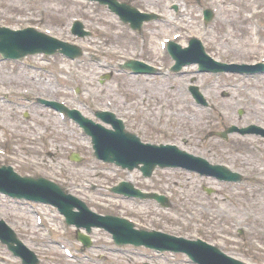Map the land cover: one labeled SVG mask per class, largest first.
Segmentation results:
<instances>
[{"label": "rangeland", "instance_id": "374dc122", "mask_svg": "<svg viewBox=\"0 0 264 264\" xmlns=\"http://www.w3.org/2000/svg\"><path fill=\"white\" fill-rule=\"evenodd\" d=\"M128 1L141 10L159 14V19L146 22L137 31L131 30L105 6L95 1L0 0V24L13 28L29 24L46 29L59 39L79 43L84 50L82 56L72 61L59 54L45 59L37 60V57L32 56L25 59L39 68L1 61L0 94L11 86L16 89L24 88L28 89L27 97L30 99L46 95L61 98L69 106H77L86 114L97 107H107L123 117L127 127L139 132L145 140L186 146L190 151L207 154L213 160L228 162L229 165L242 169L244 173L253 177L258 174L260 179H264V147H259L258 151L248 145L250 141L252 143L257 139H243L229 134L228 140L223 141L220 137L209 136L210 131L223 130L230 121L236 120L234 109L241 103L238 99L243 98L242 87L246 86L253 95L261 93L264 96V76H260L261 79L250 78L246 83L239 80L235 82L232 76L225 75L215 83V78L210 74L194 75L196 83L200 84L205 95L213 98V105L218 110L204 109L193 105L186 93L185 85L193 67L185 68L187 72L182 75L167 73L171 60L166 51L159 48L161 39L171 38L173 33H179L180 37L175 42L181 43L191 35L198 36L209 53L218 59L259 60L264 57V2ZM204 7L215 10L213 18L207 24L202 21L201 10ZM169 16L173 17L172 21H168ZM73 18L79 19L90 30L91 36L83 39L72 36L69 33V24ZM128 57L146 59L158 65L161 73L154 76L130 75L116 71V64ZM108 71L113 72L111 77L100 84L99 75ZM226 82H229V88H221ZM74 87L79 88L78 94L73 92ZM223 90L231 96L226 95L220 99ZM12 93L19 95L20 92L12 90ZM8 98L21 102L19 97ZM243 103L251 117H244L243 120L249 119L258 123L264 120L263 104L247 97ZM12 106L14 105L0 100V119L6 121L10 130L14 128V134L0 129V149L6 151L0 154V163L6 162L7 154L15 152L23 157L33 155L40 158L47 167L54 164L56 169L57 164L50 162L47 157L49 155L45 154V150L54 151L53 143L56 140L60 145V158L57 161L60 160L66 166L62 176H73L72 184L76 191L73 193L82 196L94 210L126 214L146 226L162 228L186 237L200 235L208 239H219L228 252L249 264H264V197L261 196L264 185L260 189L249 190L250 183L245 189H242V185L220 186L213 180H200L195 175L178 169H156L149 179L140 178L137 172L132 171L136 175L138 186L166 193L171 199V206L162 208L151 201L133 203L109 192L107 188L118 179L127 177L129 173L110 165L98 164L76 126L58 120L52 111L33 105L28 107L29 118L25 119L22 114L24 108ZM38 128L45 130L47 140L40 142L37 139L35 131ZM183 139H188V143L184 144ZM260 146L264 144L261 143ZM43 147L46 149L43 150ZM70 151H77L84 158L80 162L69 161L67 156ZM16 168L22 173L29 172L26 167ZM202 181L215 189L216 193H206L200 187ZM218 204H222L225 211L226 207L227 212H232L234 218L225 216ZM26 212L30 219L24 220L29 226L34 217L28 208H18L9 203L7 197H0L1 217L8 218L17 225L22 223L21 216L26 215ZM243 225L246 230L240 235L236 229ZM94 234L99 244L105 243L111 250L112 244L107 235L101 232ZM23 235L29 237L27 229H24ZM68 245L66 242L65 246L69 247ZM72 245L75 247L76 242L73 241ZM4 250L0 245V255ZM111 252H106L107 257H103L97 264H142L143 261L150 263L154 260L135 254L137 262L134 263L126 259L134 251L125 249L127 255ZM138 252L150 253L142 249ZM97 253L96 251L95 255ZM63 255L61 246L50 250V256L56 259L58 257L60 264H95L86 260L75 263ZM183 262L173 264H184Z\"/></svg>", "mask_w": 264, "mask_h": 264}, {"label": "water", "instance_id": "95a60500", "mask_svg": "<svg viewBox=\"0 0 264 264\" xmlns=\"http://www.w3.org/2000/svg\"><path fill=\"white\" fill-rule=\"evenodd\" d=\"M71 48V47H70ZM72 49V48H71ZM72 53L71 54H75V52H76V50H75V48H73L72 50ZM21 53V52H20Z\"/></svg>", "mask_w": 264, "mask_h": 264}, {"label": "bare ground", "instance_id": "6f19581e", "mask_svg": "<svg viewBox=\"0 0 264 264\" xmlns=\"http://www.w3.org/2000/svg\"><path fill=\"white\" fill-rule=\"evenodd\" d=\"M168 19L171 20L172 18L169 17ZM128 178L130 179V176H128Z\"/></svg>", "mask_w": 264, "mask_h": 264}]
</instances>
